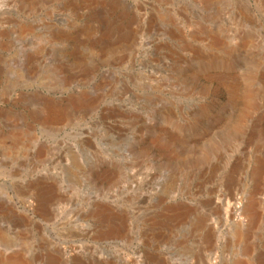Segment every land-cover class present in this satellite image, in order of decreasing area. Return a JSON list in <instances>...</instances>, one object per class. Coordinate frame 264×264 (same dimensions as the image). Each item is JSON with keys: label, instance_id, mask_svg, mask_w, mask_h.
<instances>
[{"label": "rangeland", "instance_id": "obj_1", "mask_svg": "<svg viewBox=\"0 0 264 264\" xmlns=\"http://www.w3.org/2000/svg\"><path fill=\"white\" fill-rule=\"evenodd\" d=\"M264 264V0H0V264Z\"/></svg>", "mask_w": 264, "mask_h": 264}, {"label": "bare ground", "instance_id": "obj_2", "mask_svg": "<svg viewBox=\"0 0 264 264\" xmlns=\"http://www.w3.org/2000/svg\"><path fill=\"white\" fill-rule=\"evenodd\" d=\"M0 262H2V257H0ZM9 264H24V262L20 260L19 256L15 255L14 260ZM237 264H242V263L239 262Z\"/></svg>", "mask_w": 264, "mask_h": 264}]
</instances>
